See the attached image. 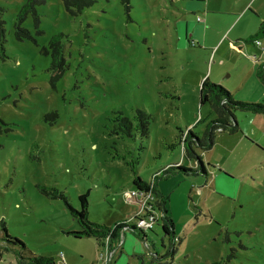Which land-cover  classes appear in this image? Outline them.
<instances>
[{"label":"rangeland","instance_id":"obj_1","mask_svg":"<svg viewBox=\"0 0 264 264\" xmlns=\"http://www.w3.org/2000/svg\"><path fill=\"white\" fill-rule=\"evenodd\" d=\"M26 2L0 0V264L31 253L65 264L106 260L94 238L71 234L80 226L68 205L39 185L59 188L76 209L89 190L90 221L125 225L112 264H264V114L238 110V131H217L211 149L194 148L206 173L184 149L190 129L202 134L217 117L200 102L205 78L236 99L264 102L255 74L264 48L235 43L241 26L257 32L264 0L252 5L260 16L248 10L229 36L249 0H97L76 15L64 0H40L38 24L33 12L18 19ZM207 6L220 12L206 17ZM18 27L31 35L18 38ZM60 32L62 74L51 69L50 41ZM140 109L151 115L146 136L119 121L136 123ZM169 165L188 170L161 176ZM136 175L158 178L170 237L160 224L131 226L135 206L125 194ZM3 225L26 248L4 243Z\"/></svg>","mask_w":264,"mask_h":264},{"label":"trees","instance_id":"obj_2","mask_svg":"<svg viewBox=\"0 0 264 264\" xmlns=\"http://www.w3.org/2000/svg\"><path fill=\"white\" fill-rule=\"evenodd\" d=\"M40 0H27V2L22 6L18 14V19L22 20L28 13L33 12L35 15L36 23L38 24L40 19L35 8ZM97 0H64L66 8L73 14H79L87 7L92 6ZM3 21L0 20V48L4 49L3 40L5 35V29L3 27ZM18 38L22 39L25 36H30V31L22 29L21 27L17 28L16 32ZM63 33L54 34L50 41V48L52 50L53 61L51 69L54 70L56 67H59V73L62 74L66 63L64 57V42H63ZM259 38H264V19L259 24L258 30L255 34H251L243 40L247 43H254ZM257 77L264 83V62L259 63L256 68ZM59 74H55L53 77H58ZM200 102L201 104L209 103L211 109L217 114V117L211 120L205 127L202 134H198L193 130H189L185 139H184V149L186 155L189 158L196 157L199 161V170L203 173H206V168L201 160L200 156L195 152V147H201L205 150L211 149L214 145L215 134L217 131H229L234 133L239 130V124L236 121L235 112L238 110L249 111L254 113L264 114V102H250L245 100L236 99L233 96V93L227 90L222 84H216L207 77L202 81L200 88ZM151 115L143 110H138L137 120L134 123V120L127 116H120V120L127 129H131L133 125L136 124V128L140 130L142 135L148 134V119ZM130 133V131H128ZM182 165H169L167 168L161 170V176H169L171 172H174L177 169H183L187 171L188 169L181 167ZM198 170V171H199ZM197 171V169H196ZM156 179H158L156 177ZM154 179L152 182L144 181L139 175H136L133 179L136 191H152L156 195V206L159 211L162 212L161 221L158 222L164 230V232L169 235H172V225L173 221L168 215L167 210V198L163 195L161 191L157 188V181ZM40 190L47 196L55 199H62L69 207L72 216L77 220L80 230L71 232L75 237L81 238L83 236L92 237L95 239L99 246L104 247L106 240L109 239V249H113L114 244L118 242L121 238V230L125 225L122 222L113 225L100 224L90 221L89 219V195L90 191L87 190L79 195L80 208L76 209L73 207L66 196V194L57 187H51L47 185H39ZM133 190V191H134ZM133 191H128L125 196L128 201L135 206V210L131 213V217L134 223H136V214L137 211L141 209L142 202ZM134 231H138L135 224L131 225ZM3 229L6 233V236L3 238L7 244H10L13 247L26 248V244L18 237L12 236L8 233V229L3 225ZM141 236V234L139 233ZM144 235V234H143ZM145 238V236H143ZM4 242V243H5ZM1 245V244H0ZM6 245V244H5ZM2 246V245H1ZM172 245L168 247L169 253ZM6 247H8L6 245ZM114 256V255H113ZM13 264H65L63 262L57 261L53 256H47L43 254H34L31 253L28 256L19 255L16 262ZM109 264H112L110 261ZM211 264H220V262H214Z\"/></svg>","mask_w":264,"mask_h":264},{"label":"built area","instance_id":"obj_3","mask_svg":"<svg viewBox=\"0 0 264 264\" xmlns=\"http://www.w3.org/2000/svg\"><path fill=\"white\" fill-rule=\"evenodd\" d=\"M133 193L136 194L142 202V207L137 211L135 217L136 228L140 231L154 230V227L158 225L162 217V212L159 211L156 206V195L151 190L148 192L134 190ZM109 248L108 246L105 248L107 249L106 260H102L104 264H109L115 252L114 249L110 250Z\"/></svg>","mask_w":264,"mask_h":264},{"label":"crops","instance_id":"obj_4","mask_svg":"<svg viewBox=\"0 0 264 264\" xmlns=\"http://www.w3.org/2000/svg\"><path fill=\"white\" fill-rule=\"evenodd\" d=\"M256 0H253L252 1V4H251V0H249V2H247L244 6H243V9L242 10H240L239 12H237V13H235V14H237L235 17H234V20H233V22H232V24L224 31V33H223V35L222 36H225V34L227 35V36H229V34H230V32H228V30H229V28L234 24H238L239 22H240V20L243 18V16L244 15H246V13H247V11L248 10H251L253 13H255V14H257V16H260V13L256 10V9H254L253 7H252V5H253V3L255 2ZM250 5V6H249ZM230 9H234V8H230ZM229 10H224L223 12H228ZM231 11H233V10H231ZM214 12H220V10H212L211 9V7L210 6H207L206 7V11H205V13L207 14L206 15V17H208V16H210L212 13H214ZM230 12V11H229ZM262 16V15H261ZM263 19H264V16L262 17ZM262 19V20H263ZM211 20H213V19H211ZM261 23V22H260ZM239 34L237 33L236 34V36H235V43L237 42V41H243V42H245L243 39L244 38H246V37H248V34H245V30H244V26H241L240 28H239ZM246 44H249V43H247V42H245ZM250 46L251 45H260L262 48H264V41L263 40H259V41H256V42H254V43H250L249 44ZM262 52H264V49L262 50ZM257 56V54H253V57H256ZM256 60H257V58H256ZM257 68V67H256ZM255 74H256V70H255ZM257 76V75H256ZM258 78V77H257ZM259 79V78H258ZM260 80V79H259ZM263 86H264V83H263ZM164 195V194H163ZM165 196V195H164ZM165 198H166V196H165ZM167 207V206H166ZM126 228L125 227H123L122 228V230H121V238H120V240L118 241V242H116V244H114V246H113V249L116 251L119 247H122V244H124L125 242H126V239H125V230ZM125 230V231H124ZM122 237L124 238V240H122ZM104 247H106L107 248V246L109 247V239H107L106 240V244L105 245H103ZM102 247V246H101Z\"/></svg>","mask_w":264,"mask_h":264},{"label":"water","instance_id":"obj_5","mask_svg":"<svg viewBox=\"0 0 264 264\" xmlns=\"http://www.w3.org/2000/svg\"><path fill=\"white\" fill-rule=\"evenodd\" d=\"M200 171V170H199Z\"/></svg>","mask_w":264,"mask_h":264}]
</instances>
